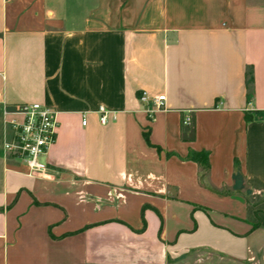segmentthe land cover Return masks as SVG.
Wrapping results in <instances>:
<instances>
[{
	"label": "crops",
	"instance_id": "0c3cea01",
	"mask_svg": "<svg viewBox=\"0 0 264 264\" xmlns=\"http://www.w3.org/2000/svg\"><path fill=\"white\" fill-rule=\"evenodd\" d=\"M23 103L42 176L3 151ZM0 264H264V0H0Z\"/></svg>",
	"mask_w": 264,
	"mask_h": 264
},
{
	"label": "built area",
	"instance_id": "2783aa9c",
	"mask_svg": "<svg viewBox=\"0 0 264 264\" xmlns=\"http://www.w3.org/2000/svg\"><path fill=\"white\" fill-rule=\"evenodd\" d=\"M139 100L151 105L146 112L154 114L164 107L165 95L149 96L146 92L140 94ZM101 125H106L110 119H115L114 112L100 106L97 110ZM3 122L12 133L9 141L3 143V151L23 165L30 176H42L49 170L45 157L55 143L58 130L57 111L39 103H23L12 107H3ZM191 117L185 116L182 124L191 125ZM82 124H85L83 115Z\"/></svg>",
	"mask_w": 264,
	"mask_h": 264
},
{
	"label": "trees",
	"instance_id": "16d2710c",
	"mask_svg": "<svg viewBox=\"0 0 264 264\" xmlns=\"http://www.w3.org/2000/svg\"><path fill=\"white\" fill-rule=\"evenodd\" d=\"M247 85L252 83V74L251 72L247 73ZM145 140L148 142V134H144ZM188 159L195 162L199 168V179L202 185H205V179L208 175L209 163H208V154L206 152H193L188 153Z\"/></svg>",
	"mask_w": 264,
	"mask_h": 264
}]
</instances>
